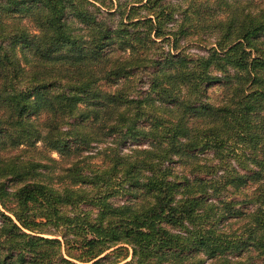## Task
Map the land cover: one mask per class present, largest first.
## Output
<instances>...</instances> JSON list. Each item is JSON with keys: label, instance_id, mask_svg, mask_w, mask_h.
Masks as SVG:
<instances>
[{"label": "trees", "instance_id": "16d2710c", "mask_svg": "<svg viewBox=\"0 0 264 264\" xmlns=\"http://www.w3.org/2000/svg\"><path fill=\"white\" fill-rule=\"evenodd\" d=\"M185 2L0 0V264H264V0Z\"/></svg>", "mask_w": 264, "mask_h": 264}, {"label": "rangeland", "instance_id": "374dc122", "mask_svg": "<svg viewBox=\"0 0 264 264\" xmlns=\"http://www.w3.org/2000/svg\"><path fill=\"white\" fill-rule=\"evenodd\" d=\"M123 1V0H122ZM168 1H170V2H172V3H186L185 1L186 0H168ZM114 9H115V7H114ZM118 20H119V15H114V16H111V18H109V24H111V25H115L117 22H118ZM203 40H205V42H212V39L209 37V35L208 36H203ZM193 42H195V41H192V43ZM191 42L190 43H188V47H190V48H188V52H190V53H193V54H196V53H198V54H202V53H204L205 51L203 50V49H201V48H199V47H197L196 45H193ZM196 43H197V41H196ZM197 44H200L199 42L197 43ZM219 89L217 88V87H214L213 89H211L210 91H209V94L210 95H214V94H216V92L218 91ZM53 156H55L56 157V154H53ZM128 259H130V257H128Z\"/></svg>", "mask_w": 264, "mask_h": 264}]
</instances>
